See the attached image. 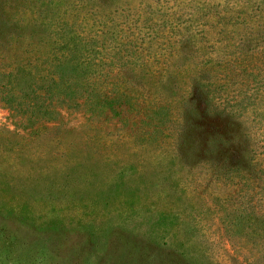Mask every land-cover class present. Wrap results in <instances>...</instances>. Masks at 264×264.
I'll use <instances>...</instances> for the list:
<instances>
[{
    "label": "rangeland",
    "instance_id": "374dc122",
    "mask_svg": "<svg viewBox=\"0 0 264 264\" xmlns=\"http://www.w3.org/2000/svg\"><path fill=\"white\" fill-rule=\"evenodd\" d=\"M55 25L131 66L53 119L0 99V264H264V0H0V71Z\"/></svg>",
    "mask_w": 264,
    "mask_h": 264
},
{
    "label": "trees",
    "instance_id": "16d2710c",
    "mask_svg": "<svg viewBox=\"0 0 264 264\" xmlns=\"http://www.w3.org/2000/svg\"><path fill=\"white\" fill-rule=\"evenodd\" d=\"M51 35L54 37L49 52L41 64L24 61L0 71V99L4 103L32 117L53 119L57 107L85 103L104 106L120 100L121 94L115 87L121 77H113L99 68L108 63L131 66L129 62L117 63L103 57V51L94 46L93 40H85L66 26L55 25ZM260 220L264 227V218Z\"/></svg>",
    "mask_w": 264,
    "mask_h": 264
}]
</instances>
